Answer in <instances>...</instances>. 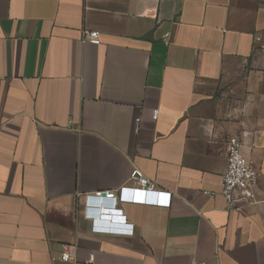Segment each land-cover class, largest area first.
I'll use <instances>...</instances> for the list:
<instances>
[{"label": "crops", "instance_id": "0c3cea01", "mask_svg": "<svg viewBox=\"0 0 264 264\" xmlns=\"http://www.w3.org/2000/svg\"><path fill=\"white\" fill-rule=\"evenodd\" d=\"M135 169L169 206L85 215ZM0 264H264V0H0Z\"/></svg>", "mask_w": 264, "mask_h": 264}, {"label": "built area", "instance_id": "2783aa9c", "mask_svg": "<svg viewBox=\"0 0 264 264\" xmlns=\"http://www.w3.org/2000/svg\"><path fill=\"white\" fill-rule=\"evenodd\" d=\"M83 39H96V32L83 31ZM158 110H153L156 118ZM226 167L221 177L220 194L227 203V208L238 210V201L242 198H253V188L256 186L258 171L251 159L246 158L241 151V141L237 136H228L225 141ZM136 181L135 185H123L115 192H97V198L102 201L100 209L92 212L89 208L85 215L94 222L105 223L108 226H128L126 215L121 208L110 207L112 202H131L157 206H169L170 192L161 190L157 184L142 176L136 169L131 173ZM240 194V196H239ZM76 246L72 243L65 244L56 259L74 261ZM93 255H89V261Z\"/></svg>", "mask_w": 264, "mask_h": 264}, {"label": "water", "instance_id": "95a60500", "mask_svg": "<svg viewBox=\"0 0 264 264\" xmlns=\"http://www.w3.org/2000/svg\"><path fill=\"white\" fill-rule=\"evenodd\" d=\"M100 209V208H99Z\"/></svg>", "mask_w": 264, "mask_h": 264}]
</instances>
